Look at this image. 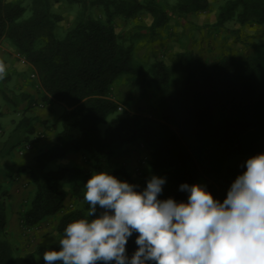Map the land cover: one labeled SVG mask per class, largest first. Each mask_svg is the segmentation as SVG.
Listing matches in <instances>:
<instances>
[{"label": "trees", "instance_id": "trees-1", "mask_svg": "<svg viewBox=\"0 0 264 264\" xmlns=\"http://www.w3.org/2000/svg\"><path fill=\"white\" fill-rule=\"evenodd\" d=\"M62 1L78 4L80 12L60 38L64 17L54 6ZM209 5V0L174 4L161 0H0V41L8 42L31 65L41 96L26 90L19 95L27 102L24 115L0 141V160L10 158L16 147L39 141L34 136L41 118L30 114L39 100L53 109L63 105L55 118L58 128L53 138L29 163L19 165L15 174L11 166L0 165V264H15L7 239L12 194L6 185L22 174L33 190L20 213L21 228H37L56 219L55 238L23 258L24 264H45L43 253L60 250L59 240L70 222L95 218L87 217L89 205L83 199L84 185L94 173L107 172L136 185V191L147 187L145 180H137L126 167L113 164L127 146L139 144L151 150L152 170H161L165 180L158 199L172 198L177 203L188 199V193L180 190L182 184L204 186L222 203L232 183L246 171V161L264 153V44L239 28L226 27L229 22L264 25V0H224L212 26L230 32L232 46L212 60L184 51L174 70L162 60L146 67L135 55L134 42H123L114 24L116 18L130 21L146 12L152 21L145 29L154 39L171 19L188 18ZM95 9L104 18L95 16ZM121 77L144 96L159 94L156 117L133 114L109 120L120 108L112 91ZM101 124H107L104 134ZM80 152L91 166L89 172L79 163L60 162ZM69 187L81 206L66 209ZM103 211L97 207L96 216ZM137 237L133 232L128 238L129 258L138 250Z\"/></svg>", "mask_w": 264, "mask_h": 264}, {"label": "clouds", "instance_id": "clouds-1", "mask_svg": "<svg viewBox=\"0 0 264 264\" xmlns=\"http://www.w3.org/2000/svg\"><path fill=\"white\" fill-rule=\"evenodd\" d=\"M6 68L0 63V79ZM163 178L143 191L107 172L84 185L87 217L70 222L45 264H264V153L246 161L221 203L204 186L182 184L187 202L158 199ZM97 207L104 211L96 216ZM138 233L131 258L126 244Z\"/></svg>", "mask_w": 264, "mask_h": 264}, {"label": "rangeland", "instance_id": "rangeland-1", "mask_svg": "<svg viewBox=\"0 0 264 264\" xmlns=\"http://www.w3.org/2000/svg\"><path fill=\"white\" fill-rule=\"evenodd\" d=\"M161 1L174 4L177 0ZM223 1L209 0L210 5L207 10L198 12L185 19H171L167 28L154 39L149 36L145 29L152 21L151 15L146 12H142L130 21H125L120 17L116 18L114 24L123 42H134L135 55L146 67H150L156 60H162L174 70L178 55L184 51L190 50L198 57L212 60L228 51L232 46L233 36L231 33L215 29L212 26L216 21ZM54 10L61 13L64 17L58 29V35L61 38L79 14L80 6L62 1L54 6ZM93 14L104 18L101 10L95 9ZM226 27L229 29L239 28L244 34L251 36L254 41L264 44V25L254 22H248L245 25L229 22ZM0 63H3L6 68V75L3 79H0V117L3 128V132L0 134V141H4L11 129L15 127L24 115L23 111L27 102L19 95L25 93L24 90L27 89V86H31L35 92V97L40 99L41 96L39 90H36L38 77L35 71L32 70L31 65L24 57L4 40L0 41ZM112 98L119 104L120 108L118 112L110 116L109 120L113 117H124L133 114H141L148 117H156L158 115L159 94L149 92L144 96L141 90L131 88L127 84L125 77H121L116 82L112 91ZM39 101L37 105L38 114L36 115L41 118V121L36 123L34 138L50 142L58 128L55 123L56 116L48 118L43 114L51 113L52 111L56 112L57 110L56 113L59 115L63 111V107L60 104H56V109H52L50 103ZM106 127L107 124L100 125L103 134ZM71 157L70 161H68L67 157L60 162L80 163L85 172L90 171L91 166L85 162V156L82 152L71 154ZM153 161L154 156L150 149L145 148L143 145L135 144L127 146L123 153L114 157L113 164L114 166L126 167L137 180L148 182L153 176L164 178L161 170H152ZM1 162L2 160H0ZM5 165L8 166L9 164ZM16 169L17 167L13 168V174H15ZM13 185V183H8L6 188L11 191L14 188ZM70 192L71 187L68 188V196L65 200L66 209L81 206V203L71 196ZM19 193H15V198H12L11 195L9 200L10 225L8 226L7 239L14 249L15 264H24L23 258L26 254L34 251L38 245L55 238L56 219H49L37 228H21L19 222L20 213L28 205L32 190L26 185ZM148 264H154V262H148Z\"/></svg>", "mask_w": 264, "mask_h": 264}, {"label": "crops", "instance_id": "crops-1", "mask_svg": "<svg viewBox=\"0 0 264 264\" xmlns=\"http://www.w3.org/2000/svg\"><path fill=\"white\" fill-rule=\"evenodd\" d=\"M26 91L29 92L30 94H32V96H35V92H34V90L32 89L31 86H29V87L27 86ZM61 106L63 107V105H61ZM56 112H57V110H56ZM56 112L52 111L51 113L49 112V113H45L43 115L45 117H48V118H52L53 116L58 117L60 115V113H59V115H57ZM30 114H34V115L38 114L37 108H33L30 111ZM0 122H2L1 117H0ZM11 131H12V129H11ZM48 142L44 141V140H39L35 145L34 144H27L25 147H21V146L16 147V148L13 149V151L11 153V157L8 158V159H3L2 162L0 163V165L6 166L5 164L8 163L9 166L14 168V167H18L21 164H27L36 155L38 149L41 148L43 145H46ZM72 157H73V155H72ZM72 157H71V154H70L68 156V161H70ZM29 182H30L29 178L25 174H22L14 182H12L14 184L13 185V187H14L13 190L10 191L11 194H12V198H15V193H19L21 190L24 189V187L26 185H28L30 190H33V187H32L31 184H29ZM17 196H18V194H17Z\"/></svg>", "mask_w": 264, "mask_h": 264}]
</instances>
